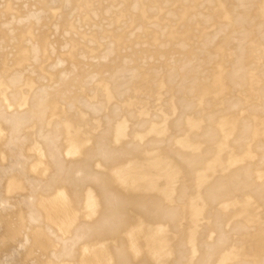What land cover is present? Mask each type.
Returning a JSON list of instances; mask_svg holds the SVG:
<instances>
[{"label":"bare ground","instance_id":"obj_1","mask_svg":"<svg viewBox=\"0 0 264 264\" xmlns=\"http://www.w3.org/2000/svg\"><path fill=\"white\" fill-rule=\"evenodd\" d=\"M6 126L0 264H264V0H0Z\"/></svg>","mask_w":264,"mask_h":264},{"label":"rangeland","instance_id":"obj_2","mask_svg":"<svg viewBox=\"0 0 264 264\" xmlns=\"http://www.w3.org/2000/svg\"><path fill=\"white\" fill-rule=\"evenodd\" d=\"M252 8L250 7V8H247V10H251ZM168 82L170 83V84H168V85H171V84H173V82H171L170 80H169V78H168ZM177 83H174V85L176 86V87H178V84L176 85ZM165 87H167L166 86V84H165ZM178 90H180L179 88H177ZM174 91V90H173ZM175 91H177L176 89H175ZM162 96V95H161ZM157 97H159V96H157ZM155 103H157L158 105L160 104V103H162V101H158V102H155ZM6 125V124H5ZM4 125V126H5ZM174 126H175V124H173ZM173 125H171V126H173ZM173 126V127H174ZM5 128V130L3 131L4 132V134L2 135V137H1V139H0V146L2 147L3 146V148L4 147H6V145L8 144V141H7V139L8 140H10V139H12V135H13V132L11 131L12 129L10 128V127H8V126H6V127H4ZM4 135H6V136H4ZM5 137V138H4ZM6 140V141H5ZM4 141V142H3ZM164 142V141H163ZM163 142H160V143H163ZM6 152H7V149H6ZM5 151H3V153H4V156H5V158H6V160H8L9 159V156H10V154H8V152L6 153ZM167 155H169V154H167ZM8 156V157H7ZM50 171V170H49ZM47 176V175H46Z\"/></svg>","mask_w":264,"mask_h":264}]
</instances>
